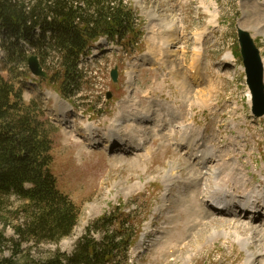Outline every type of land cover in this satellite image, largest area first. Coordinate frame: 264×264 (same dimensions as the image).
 I'll list each match as a JSON object with an SVG mask.
<instances>
[{"label": "rangeland", "instance_id": "1", "mask_svg": "<svg viewBox=\"0 0 264 264\" xmlns=\"http://www.w3.org/2000/svg\"><path fill=\"white\" fill-rule=\"evenodd\" d=\"M130 4L141 22L137 44L125 53L112 42L98 40L82 58V77L66 99L40 81L47 77L33 76L27 63L10 69L5 65L0 29V75L21 88L25 103L37 102V117L52 139L56 188L78 212L72 232L59 241L19 237L14 228L24 227L40 211L14 193H0V234L5 238L0 255L31 264L57 253L71 256L83 235L99 240L97 228L107 222L108 229L121 232L122 238L124 230L133 234L120 264H264V209L256 216L242 212L238 219L215 213L203 198L208 188L216 193L226 188V194L239 197L258 196L255 189L264 191V117L251 114L241 58L235 52L240 28L253 37L264 58V33L253 28L256 21L250 14L257 10L264 17V0H130ZM170 20L178 39L167 46L168 34H161L159 26ZM153 23L158 24L154 30ZM150 34L158 37L149 40ZM199 35L202 42H196ZM231 53L234 62L224 58ZM192 63L198 65V79L189 71ZM113 67L118 69L116 82L109 76ZM43 69L48 75L46 65ZM48 80L54 85L52 77ZM183 80L186 87L180 86ZM145 112L150 120L137 122ZM171 114L177 116L173 121L161 122ZM115 121H123L117 132L120 142L105 148L104 133ZM88 123L95 130V148L83 147ZM190 128L194 134L188 133ZM129 134L134 136L132 146ZM140 139L143 148L136 150L134 142ZM199 146L216 151L202 168L192 166L200 159L192 149ZM228 159L238 161L239 189L237 183L212 173L217 163ZM190 180L197 181L202 197L192 192L184 202L185 195L195 191L196 183ZM124 214L132 220L121 226ZM103 216L112 221L98 222Z\"/></svg>", "mask_w": 264, "mask_h": 264}, {"label": "trees", "instance_id": "2", "mask_svg": "<svg viewBox=\"0 0 264 264\" xmlns=\"http://www.w3.org/2000/svg\"><path fill=\"white\" fill-rule=\"evenodd\" d=\"M136 20L130 0H0L4 63L10 69L36 54L48 69L47 79L40 81L66 98L74 94L70 87L76 88L82 77L81 58L94 42L106 37L126 52L137 40ZM36 103H25L21 88L0 75V193H14L40 211L24 227L14 228L19 237L53 242L72 232L78 212L69 197L56 188L51 170L52 139L37 117ZM124 215L121 226L132 220L130 214ZM106 219L108 224L112 221L103 216L98 222ZM97 229L101 238L83 235L71 256L57 253L35 264H120L133 234L124 230L122 238L121 232L108 229L107 222ZM3 239L0 234V242ZM18 245L14 246L18 249ZM0 264L31 263L0 255Z\"/></svg>", "mask_w": 264, "mask_h": 264}, {"label": "bare ground", "instance_id": "3", "mask_svg": "<svg viewBox=\"0 0 264 264\" xmlns=\"http://www.w3.org/2000/svg\"><path fill=\"white\" fill-rule=\"evenodd\" d=\"M181 1V0H180ZM209 12V11H208ZM251 13L250 14H253L254 15V18L253 19H255L254 21H256V23L254 24V25H256V26H254L253 28L254 29H256L257 27H259V29L257 30L258 32H263L264 33V28H262V26H264V17H263V15H261L260 13H259V11H257V10H251L250 11ZM253 12V13H252ZM210 13V12H209ZM212 14V13H211ZM252 15V16H253ZM251 16V17H252ZM261 16L263 17L262 18V20H261ZM252 19V18H251ZM154 20H157V19H154ZM247 20H249V19H247ZM160 21V20H159ZM263 22V24H261ZM160 23H162V25L161 26H159V27H161L162 29H161V34H168L167 36H165L164 38H165V44L168 46V45H170L171 43H173L174 41H176L178 38L175 36V34H176V32H174V30H175V26H174V24H173V22H172V20H170V21H161ZM260 25H262V26H260ZM155 27H158V24L157 23H153V25H152V28H153V30H154V28ZM165 32V33H164ZM153 33V32H152ZM153 37L155 38V37H158V36H156L155 34H150L149 35V40H152L153 41ZM159 39H160V37H159ZM159 39L157 38L156 40H157V43L158 42H160L159 41ZM203 41V37L202 36H200L199 35V37H196V42H202ZM154 46H150V48L152 49ZM196 51L199 53V49L197 48L196 49ZM168 54L169 53H171L172 51L168 48L167 49V51H166ZM195 53V52H194ZM224 58L225 59H234V56H233V53H231V54H225L224 55ZM262 64H263V71H264V58L262 59ZM169 70H170V68H169ZM177 70V69H176ZM176 70H171V71H176ZM189 71H190V73H192V75L195 77L194 79H198L200 76H199V72H198V65H193V63H192V65L190 66V68H189ZM170 72V71H169ZM263 81H264V79H263ZM186 85V83H185V81L183 80V81H181V84H180V86L181 87H186L185 86ZM60 102H58L59 103V106H61V107H65L64 106V104H66L64 101H61V100H59ZM67 106H68V104H67ZM123 107V106H122ZM119 108V107H118ZM136 108H134V110H135ZM63 110V109H62ZM65 116H67V115H65ZM118 116V115H117ZM165 116V115H164ZM175 117H177V116H173L172 114L171 115H167L165 118H163L162 117V120H161V122H168V121H173V119L175 118ZM122 119V118H121ZM141 119H143V121H147L149 118L148 117H146V112L141 116V117H139V118H137L136 120H137V122L139 121V122H142L141 121ZM128 120H132V117H130V119H128ZM150 120V119H149ZM190 120L192 121V123H194V121H196V119L194 120V117L192 116L191 118H190ZM119 121V120H118ZM116 122L115 121V123L114 124H111V125H109L108 126V130L105 132V130H104V137H105V140H104V143L106 144L104 147L105 148H107L108 146H109V144L111 145V143L112 142H116L117 140H118V135H117V132L119 131V129L121 128V127H119V126H122V122L123 121H121V122ZM198 121V120H197ZM135 122V121H134ZM141 124V123H140ZM84 126H85V124H84ZM176 126V125H175ZM111 127H113V129H111ZM124 127V126H123ZM157 126H154V128H156ZM186 129H189L188 127H186L184 130H185V132H187L188 130H186ZM84 131H85V134H86V141H85V143L83 144L84 146L83 147H86V146H88L89 148H93L94 146H96L94 143H96V142H91V140H93V137L95 136L94 135V129H92V125L90 124V123H88L87 125H86V128L85 129H83ZM171 131H174V129L173 130H171ZM193 131L194 130H192L191 128H190V130H189V132L188 133H191V134H194L193 133ZM138 132L140 133V136H141V132H142V130L140 129V130H138ZM185 132H184V134H185ZM100 133V132H99ZM176 133V132H175ZM99 135V134H98ZM130 135V134H129ZM143 135V134H142ZM168 135V134H167ZM73 136H75V135H73ZM131 137L129 138L130 140H128L130 143H131V141L132 140H134V136H132V135H130ZM139 136V135H138ZM179 138V137H178ZM184 138H186V139H188V141L190 140L189 139V137H187V136H184ZM191 138V137H190ZM193 138H195V137H193ZM197 138V137H196ZM204 139L205 138H203L202 139V141L204 142ZM98 140V139H97ZM183 140H185V139H183ZM197 140V139H196ZM95 141V140H94ZM119 141V140H118ZM195 141V140H194ZM111 142V143H110ZM144 143V141L143 142H141V139L138 141V142H134V144L136 145V147L135 148H139V150H141L142 148H143V146H142V144ZM185 144H186V142H184ZM188 144H189V142H188ZM188 144H187V147H188ZM195 144V143H194ZM192 145V144H191ZM191 148H188V150H190ZM246 149V148H245ZM194 150H196V152L195 153H198L199 154V156H200V159H198V160H196V161H194V162H192V166H198V167H201L202 168V166L203 165H206L205 163L208 161V162H210L211 161V159L210 158H212L213 156H214V153H216V151L214 152L212 149H206V148H200V146H199V148H197V149H192V152L194 151ZM188 152V151H187ZM140 153V152H139ZM191 153V152H190ZM219 153V152H218ZM221 153V152H220ZM226 153H229L228 151H226ZM141 154V153H140ZM188 154H189V152H188ZM208 154H209V156H208ZM192 155V154H191ZM204 155H207L208 156V158L207 157H205ZM181 156V155H180ZM138 159H140V158H138ZM210 159V160H209ZM215 160V159H214ZM219 160H221V159H219ZM186 161V160H185ZM238 162V161H237ZM237 162L235 163L234 162V160L233 159H228L227 161H221V163L219 162V163H217L216 164V168L214 169V171H212V173L214 174V178H222V179H224L226 182H229V183H231V184H235V183H237V186L238 185H240V183H241V179H240V176H238V174H239V172H238V174H237V171H238V167L239 166H237L238 164H237ZM242 167H243V165H242V162H240L239 163ZM196 171H200V169L198 168V169H196ZM202 172V171H201ZM201 172H198L203 178L205 177V174L206 173H204V174H201ZM210 174V173H209ZM246 174V173H245ZM236 175H237V177H236ZM210 177H211V175H209ZM208 176V177H209ZM208 177L206 178V180L208 179ZM184 180V179H183ZM191 181H194L195 183H196V186H195V191L194 190H190L189 188H188V190H190L189 192H188V194L187 195H185V200H184V202L186 201H188V195H190L192 192V194H195L196 192V195L198 196V194L200 193V191L199 190H196V189H198V186H197V181H195V180H190L188 183H190ZM264 182V181H263ZM192 183V182H191ZM200 184V183H199ZM212 184V183H211ZM211 184H210V187H211ZM183 185V184H182ZM204 185H205V183H204ZM207 189V188H206ZM238 189H239V186H238ZM237 189V190H238ZM251 189V188H250ZM249 189V190H250ZM213 190H216L215 188L214 189H211V188H208L207 189V191L205 192V194H204V196H203V198L204 199H206V201H208L209 202V204L207 205L209 208H211V209H213V210H215V211H217V212H224V213H226V212H228V211H220V209H218V208H216L214 205H213V203H214V199L215 198H217V197H221V195H223L224 193V191H221V193H216L215 191H213ZM222 190H227L226 188H224V189H222ZM256 190V189H255ZM254 190V191H255ZM251 191V190H250ZM235 194V193H234ZM199 196H201L200 194H199ZM236 196V195H235ZM202 197V196H201ZM252 197V196H251ZM198 198V197H197ZM230 202H231V200H230ZM256 202V205L254 206L255 208V213L257 212H260L262 209H264V206L261 204V202L260 201H255ZM202 203V202H201ZM202 205V204H201ZM206 205V204H205ZM202 207H203V205H202ZM260 207H262V208H260ZM205 210V209H204ZM230 210V213H232V215L233 216H236V215H238V219H239V217H241L243 214H242V211L241 210H232V209H229ZM251 210H253V208H250V211ZM206 211V210H205ZM207 214V213H206ZM198 218L200 217V214L197 216ZM203 218V217H202ZM201 218V219H202ZM203 223V222H202ZM235 224H237L238 226H239V224H238V222H237V220L235 221ZM250 228V229H252V226H250L249 224H248V226H247V228Z\"/></svg>", "mask_w": 264, "mask_h": 264}, {"label": "water", "instance_id": "4", "mask_svg": "<svg viewBox=\"0 0 264 264\" xmlns=\"http://www.w3.org/2000/svg\"><path fill=\"white\" fill-rule=\"evenodd\" d=\"M237 36L240 45V54L246 72V83L252 96V112L255 116L264 114V83H263V66L259 55V51L254 44L250 34L238 28ZM27 66L31 74L35 77H45V71L40 64L36 54H32L27 58ZM111 80H117V69L110 71ZM110 97V94L107 96Z\"/></svg>", "mask_w": 264, "mask_h": 264}]
</instances>
